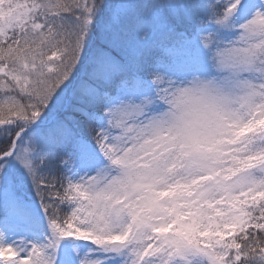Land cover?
Returning a JSON list of instances; mask_svg holds the SVG:
<instances>
[{
  "label": "snow or ice",
  "instance_id": "obj_1",
  "mask_svg": "<svg viewBox=\"0 0 264 264\" xmlns=\"http://www.w3.org/2000/svg\"><path fill=\"white\" fill-rule=\"evenodd\" d=\"M0 264H264V0H0Z\"/></svg>",
  "mask_w": 264,
  "mask_h": 264
}]
</instances>
